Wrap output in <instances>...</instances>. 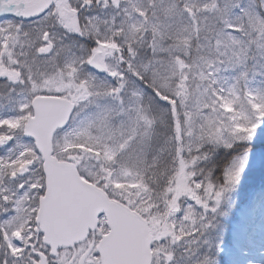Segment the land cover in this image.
Instances as JSON below:
<instances>
[{"label": "snow or ice", "instance_id": "snow-or-ice-1", "mask_svg": "<svg viewBox=\"0 0 264 264\" xmlns=\"http://www.w3.org/2000/svg\"><path fill=\"white\" fill-rule=\"evenodd\" d=\"M257 165L264 0H0V264H217Z\"/></svg>", "mask_w": 264, "mask_h": 264}, {"label": "rangeland", "instance_id": "rangeland-1", "mask_svg": "<svg viewBox=\"0 0 264 264\" xmlns=\"http://www.w3.org/2000/svg\"><path fill=\"white\" fill-rule=\"evenodd\" d=\"M262 182H264V168H261L259 165H257V167L252 172L245 176V179L242 183L240 206L235 208L230 216L227 213L222 215L218 221L217 229L213 235L214 246L212 250H215L224 256H226L225 253L228 252L230 258L226 260L224 264H264V260L251 262L245 261L243 258L236 256L238 251H242L245 254H250L252 252H264V238H262L259 234L255 236L253 242L244 246L238 245L237 242L230 245L219 239L220 234H223L225 231H227L230 236L235 234V230L239 224V216L243 203L247 201L249 195L253 191L260 188ZM216 261L217 264H222L218 258Z\"/></svg>", "mask_w": 264, "mask_h": 264}, {"label": "bare ground", "instance_id": "bare-ground-1", "mask_svg": "<svg viewBox=\"0 0 264 264\" xmlns=\"http://www.w3.org/2000/svg\"><path fill=\"white\" fill-rule=\"evenodd\" d=\"M239 220H240V216H239ZM219 239L221 241L227 243V244H230V245L236 243L235 234L230 236L227 233V231H225L223 234H220V238ZM263 246H264V244H263ZM239 248H241V247H239ZM213 252L215 253V258L216 259L218 258L221 261L222 264H224L225 261L230 258V255H228V252L225 253L226 256H224L221 253L216 252L215 250H213ZM236 256H239V257L243 258L245 261H251V262L263 261L264 260V252H252L250 254H245L242 251H238Z\"/></svg>", "mask_w": 264, "mask_h": 264}]
</instances>
